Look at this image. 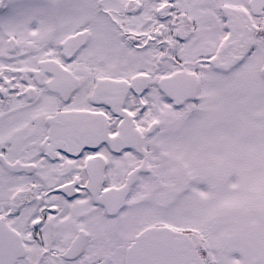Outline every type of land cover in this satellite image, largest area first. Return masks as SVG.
<instances>
[{
    "label": "snow or ice",
    "instance_id": "snow-or-ice-1",
    "mask_svg": "<svg viewBox=\"0 0 264 264\" xmlns=\"http://www.w3.org/2000/svg\"><path fill=\"white\" fill-rule=\"evenodd\" d=\"M0 264H264V0H0Z\"/></svg>",
    "mask_w": 264,
    "mask_h": 264
}]
</instances>
